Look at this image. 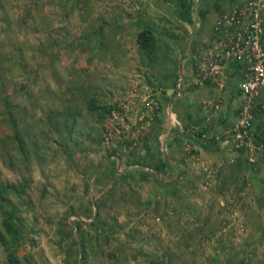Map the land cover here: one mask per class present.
I'll use <instances>...</instances> for the list:
<instances>
[{"label": "rangeland", "instance_id": "1", "mask_svg": "<svg viewBox=\"0 0 264 264\" xmlns=\"http://www.w3.org/2000/svg\"><path fill=\"white\" fill-rule=\"evenodd\" d=\"M251 1L6 0L0 264H264V90L246 115L227 57Z\"/></svg>", "mask_w": 264, "mask_h": 264}, {"label": "built area", "instance_id": "2", "mask_svg": "<svg viewBox=\"0 0 264 264\" xmlns=\"http://www.w3.org/2000/svg\"><path fill=\"white\" fill-rule=\"evenodd\" d=\"M263 5L264 3H260L259 1H251L249 3L248 22L245 25L244 32L239 35L237 42L227 53V57L230 58L233 56L240 66L241 79L239 82V90L241 95L247 99L245 105L246 115H249L248 111L251 101L258 98L264 90ZM221 64L222 61L214 59L209 66L208 71L210 75H221ZM231 141L233 139L225 140V145ZM162 146L166 149L167 142L162 141Z\"/></svg>", "mask_w": 264, "mask_h": 264}, {"label": "trees", "instance_id": "3", "mask_svg": "<svg viewBox=\"0 0 264 264\" xmlns=\"http://www.w3.org/2000/svg\"><path fill=\"white\" fill-rule=\"evenodd\" d=\"M6 6H7L6 0H0V11L1 12L6 11ZM139 45L141 47V50L144 51L145 54H149V55L155 54L156 45H155L154 34L151 31L142 32L139 36ZM21 59L23 60V58H21ZM4 61L5 60L3 58V54H1V52H0V70H2V67L4 66L3 65ZM0 108H3V113L8 116L9 122H10L11 126L13 127V131H14L13 140L15 142V145L17 146V148L19 149L20 152L23 151L25 149L24 148V142H23V140L20 139V137L22 136V133L18 130V128L15 126V124L13 122L14 117H15L14 112L16 111L17 108L15 107V105H13L10 102V96L6 95L3 97L2 102L0 104ZM12 123H13V125H12ZM197 144L199 145L200 148H202L205 151H209V152H226L227 151L225 141L215 142L211 145H207V144L201 143V142H198ZM0 186H1V184H0ZM4 188L0 187V194L2 193L3 190H5L7 192L13 190L14 186L10 185V184H6V186ZM15 231L17 232V230H15ZM13 238L16 241L20 240L17 235H14Z\"/></svg>", "mask_w": 264, "mask_h": 264}, {"label": "crops", "instance_id": "4", "mask_svg": "<svg viewBox=\"0 0 264 264\" xmlns=\"http://www.w3.org/2000/svg\"><path fill=\"white\" fill-rule=\"evenodd\" d=\"M238 77H239V75H238ZM238 77H237V78H238ZM240 79H241V78H240Z\"/></svg>", "mask_w": 264, "mask_h": 264}]
</instances>
